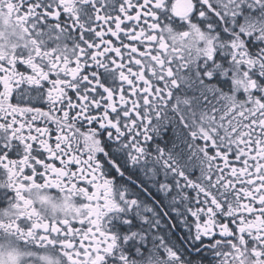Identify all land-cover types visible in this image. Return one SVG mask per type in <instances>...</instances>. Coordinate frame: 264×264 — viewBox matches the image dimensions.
Returning a JSON list of instances; mask_svg holds the SVG:
<instances>
[{
	"label": "snow or ice",
	"instance_id": "1",
	"mask_svg": "<svg viewBox=\"0 0 264 264\" xmlns=\"http://www.w3.org/2000/svg\"><path fill=\"white\" fill-rule=\"evenodd\" d=\"M16 28L25 45L0 54V173L13 185L0 200L14 195L19 215L0 226V264H108L120 238L106 213L136 202L105 167H119L114 147L143 160L169 111L188 155L157 159L195 193L181 213L191 238H207L218 264H264V0H0V45ZM25 85L46 109L12 102ZM25 186L78 207L43 215ZM160 249L138 264H196L167 240Z\"/></svg>",
	"mask_w": 264,
	"mask_h": 264
},
{
	"label": "flooded vegetation",
	"instance_id": "2",
	"mask_svg": "<svg viewBox=\"0 0 264 264\" xmlns=\"http://www.w3.org/2000/svg\"><path fill=\"white\" fill-rule=\"evenodd\" d=\"M247 10H251L253 15L260 12L259 8L250 9V6L246 5ZM3 15L7 19L9 13L5 12ZM12 21L16 22L14 15H12ZM9 32L11 35H6L5 41L0 45V54L11 55V50L26 43L22 38L21 29L16 28L14 32L10 29ZM208 88L210 89L208 98L214 102L215 97L211 94V89L217 88V85L213 82L208 85ZM197 90L195 86L192 90L182 86L176 90V93L190 96ZM224 90L227 91V88L225 87ZM217 91H219L218 88ZM12 102L19 103L21 106L45 109L47 107L44 101L39 99L38 94L30 91L26 85L17 93V98L13 97ZM154 125H156L155 121ZM185 138L186 134L179 123V117L169 111L168 119L162 121L158 125V130L151 133L150 140L145 145L146 155L143 160L133 163L128 159L127 151L121 152L119 148H113L116 153L115 162L119 167L113 166L111 169L105 167L104 171L105 173L111 171V175H108L107 178L113 182V187L117 191L125 193L129 200H134L136 205L125 208L123 211L106 213L107 220L103 222L111 232L120 238L117 252L114 256L109 257L108 264H119L121 255L127 256L128 264H138L140 253L147 249H160L161 240H167L176 245L184 252L186 259H191L196 264H218L209 240L206 238L203 244L193 240L188 225L184 223L187 217L181 215L183 209L188 207V202L194 199V191L185 188L182 183L177 188V178L171 172L166 171L157 159V150L163 149L181 162L186 161L188 147L184 143ZM53 140H55L54 136ZM150 145L153 146V151L148 150ZM185 170L193 180H198L201 177L199 167H186ZM165 184L171 191L168 188L162 189V185ZM11 187L13 185L10 178L6 174L0 173V195H3L4 189ZM23 196L32 202L43 215H61L65 211L75 210L78 207L75 201H66L64 194L57 193L55 189L49 192L25 186ZM180 196L184 197L183 201L180 200ZM42 198H46L44 202H42ZM18 215L14 195L11 198L0 200V226L6 227L14 222ZM0 241H2V235H0ZM192 245H196V247H192ZM16 247L24 255L32 251L24 249L22 244L16 245ZM160 250L163 251V249ZM25 264H34V262L27 259ZM249 264H256V261L249 259Z\"/></svg>",
	"mask_w": 264,
	"mask_h": 264
},
{
	"label": "trees",
	"instance_id": "3",
	"mask_svg": "<svg viewBox=\"0 0 264 264\" xmlns=\"http://www.w3.org/2000/svg\"><path fill=\"white\" fill-rule=\"evenodd\" d=\"M148 150H149V151H153V146L150 145V146L148 147Z\"/></svg>",
	"mask_w": 264,
	"mask_h": 264
}]
</instances>
